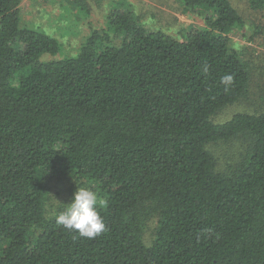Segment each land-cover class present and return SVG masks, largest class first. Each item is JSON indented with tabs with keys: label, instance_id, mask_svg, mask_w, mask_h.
<instances>
[{
	"label": "trees",
	"instance_id": "16d2710c",
	"mask_svg": "<svg viewBox=\"0 0 264 264\" xmlns=\"http://www.w3.org/2000/svg\"><path fill=\"white\" fill-rule=\"evenodd\" d=\"M182 1L205 26L177 38L117 8L77 55L45 61L60 41L0 0V264H264V106L214 120L249 89L230 36L244 20L230 0ZM231 142L244 154L219 171L210 146ZM79 186L105 201L95 239L56 223Z\"/></svg>",
	"mask_w": 264,
	"mask_h": 264
},
{
	"label": "rangeland",
	"instance_id": "374dc122",
	"mask_svg": "<svg viewBox=\"0 0 264 264\" xmlns=\"http://www.w3.org/2000/svg\"><path fill=\"white\" fill-rule=\"evenodd\" d=\"M79 1L22 0L21 25L44 31L60 41L59 52L45 53L42 60L77 55L93 30L107 28V15L117 8H131L147 28L162 30L177 38L206 25V11L189 10L182 0H84L86 5ZM230 1L244 20L230 36L251 65L250 81L247 94L218 112L214 117L216 122H224L238 112L255 113L264 106V11L251 7L249 0ZM210 148L217 157L219 171L234 167L244 154L238 142L217 143ZM53 195L56 204L71 198L65 183L60 182L55 183Z\"/></svg>",
	"mask_w": 264,
	"mask_h": 264
},
{
	"label": "clouds",
	"instance_id": "9594fccd",
	"mask_svg": "<svg viewBox=\"0 0 264 264\" xmlns=\"http://www.w3.org/2000/svg\"><path fill=\"white\" fill-rule=\"evenodd\" d=\"M204 66V73L208 72ZM235 82L232 74H225L220 83L228 90ZM105 203L99 191L91 186H79L71 203L56 215V223L69 231L77 232L80 236L95 239L108 231L100 207ZM210 234V233H209Z\"/></svg>",
	"mask_w": 264,
	"mask_h": 264
}]
</instances>
